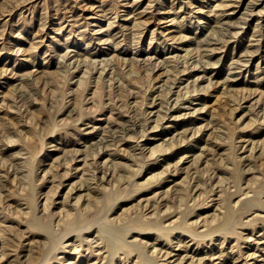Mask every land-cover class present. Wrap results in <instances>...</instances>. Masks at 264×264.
Wrapping results in <instances>:
<instances>
[{
    "label": "rangeland",
    "instance_id": "rangeland-1",
    "mask_svg": "<svg viewBox=\"0 0 264 264\" xmlns=\"http://www.w3.org/2000/svg\"><path fill=\"white\" fill-rule=\"evenodd\" d=\"M1 228L0 264H264V0H0Z\"/></svg>",
    "mask_w": 264,
    "mask_h": 264
},
{
    "label": "bare ground",
    "instance_id": "bare-ground-1",
    "mask_svg": "<svg viewBox=\"0 0 264 264\" xmlns=\"http://www.w3.org/2000/svg\"><path fill=\"white\" fill-rule=\"evenodd\" d=\"M80 81H81V80H80ZM179 99H180V98H179ZM176 101H178V100H176ZM176 101H175V102H176ZM175 102H174V103H175ZM176 104H177V103H176ZM129 127H130V126H129ZM129 129H130V128H129ZM111 132H112V131H111ZM110 134H111V133H110ZM113 135H114V134H113ZM101 144H102V143H101ZM105 144H106V143H105ZM97 145H98V144H97ZM101 146H102V145H101ZM254 147H255V146H254ZM100 148H101V147H100ZM154 150H155V149H154ZM156 150H157V149H156ZM156 150H155V151H156ZM85 162H86V161H85ZM106 168H107V167H106ZM94 170H95V169H94ZM103 170H105V168H104ZM105 171H106V170H105ZM105 171H103V173H104ZM107 171H109V169H108ZM109 172H110V171H109ZM105 173H106V172H105ZM105 173H104V175H105ZM102 176H103V175H102ZM107 177H108V176H107ZM100 178H102V177L100 176ZM86 179H87V178H86ZM102 179H103V178H102ZM102 179H101V180H102ZM104 179H105V178H104ZM108 180H109V179H108ZM82 183H83V182H82ZM103 183H104V182H103ZM103 183H101V184L104 185ZM84 184H85V183H84ZM81 185H82V184H81ZM87 186H89V184H88ZM71 189H72V188H71ZM33 195H34V194H33ZM46 197H47V199H46L47 202H45V203H46V204H45L46 206H45V205H44V206H45L46 209H47L48 203H49V201H50L49 199H50V198L52 199V197H51V196H49L50 198H49L48 196H46ZM257 197H258V196H257ZM33 198H34V196H33ZM65 198H66V197H65ZM68 198H69V197H68ZM70 200H71V199H70ZM247 200H248V199H247ZM249 201L251 202V200H249ZM51 202H52V201H51ZM68 203H69V202H68ZM252 203H253V202H252ZM252 203H251V204H252ZM49 204H50V203H49ZM74 204H75V203H74ZM35 207H36V206H35ZM45 207H44V209H45ZM35 209H36V208H35ZM228 209H229V207H228ZM67 210H68V209H67ZM70 210H71V209H70ZM226 210H227V209H226ZM68 211H69V210H68ZM44 212H45V211H44ZM228 212H230V209H229ZM35 213H36V211H35ZM70 213H71V212H70ZM72 213H73V212H72ZM72 213H71V214H72ZM42 214H43V212H42ZM67 214L69 215V213H67ZM33 215H34V214H33ZM44 217H45V215H44ZM225 217H226V216H225ZM233 217H234V216H233ZM233 217H232V218H233ZM36 218H37V214H36ZM36 218H35V219H36ZM230 218H231V217H230ZM232 218L230 219L231 222H232ZM43 219H44V218H43ZM45 219H46V217H45ZM48 219H49V218H48ZM78 219H79V218H78ZM50 221H51V220H50ZM106 222H107V221H106ZM228 222H229V221H228ZM35 223H36V222H35ZM232 223H233V222H232ZM37 224H38V223H37ZM51 224H52V223H51ZM152 224H153V223H152ZM113 225H116V224H113ZM224 225H225V224H224ZM229 225H230V224H229ZM37 226L39 227L40 224H38ZM226 226H227V225H226ZM41 227H42V226H41ZM78 227H79V226H78ZM80 227H81V226H80ZM149 227H150V226H149ZM39 228H40V227H39ZM51 228L53 229V227H51ZM72 228H73V227H72ZM100 228H102V227H100ZM100 228H99V231H100ZM115 228H116V227H115ZM221 228H222V226H221ZM224 228H225V227H224ZM224 228H223V229H224ZM8 229H9V228H8ZM75 229H76V228H75ZM97 229H98V228H97ZM127 229H129V228H127ZM6 230H7V229H6ZM42 230H43V228H42ZM47 230H48V228H47ZM68 230H69V229H68ZM218 230H219V229H218ZM2 231H5V230H3L2 228L0 229L1 236H2V238H3L2 242H1L2 244L0 243L2 246H0V247H5V246H8L7 242L4 240V239H6V237H3V236L6 235V233L3 232V233H4V235H3V234H2ZM52 231H53V230H52ZM102 231H103V230H102ZM102 231H101V232H102ZM105 231L108 232L109 230H106V229H105ZM120 231H121V230H120ZM216 231H217V230H216ZM220 231H221V230H220ZM6 232H7V231H6ZM44 232H46V231H44ZM114 232H115V230H114ZM116 232H117V231H116ZM51 233H52V232H51ZM67 233H68V232H67ZM78 233H79V232H78ZM102 233H103V232H102ZM111 233H112V232H111ZM118 233H119V232H118ZM121 233H122V232H121ZM207 233H208V232H207ZM46 234H47V233H46ZM62 234H63V233H62ZM98 234H99V233H98ZM109 234H110V233H109ZM115 234H116V233H114V234H112V235L115 236ZM119 234H120V233H119ZM197 234H198V233H197ZM209 234H210V232H209ZM211 234H212V233H211ZM107 235H108V234H107ZM198 235H199V234H198ZM48 236H49V234H48ZM108 236H109V235H108ZM120 236H121V234H120ZM51 237H52V236H51ZM97 237H98V236H97ZM109 237H110V236H109ZM122 237H123V236H122ZM122 237H121V238H122ZM60 238H61V237H60ZM113 238H114V237H112V239H113ZM115 238H116V236H115ZM48 239L51 240V239H50V236L48 237ZM52 239H54V238H52ZM125 239H126V238H125ZM6 240H7V239H6ZM55 240H56V239H54V241H55ZM116 240H118V239H116ZM51 241H52V240H51ZM101 241H102V240H101ZM124 241H125V240H124ZM56 242H57V241H56ZM112 242H113V241H112ZM48 243H50V241H49ZM52 243H53V245H54L55 242H52ZM52 243H50V244H52ZM114 243H115V240H114ZM116 243H117V241H116ZM119 243H121V242H119ZM123 243H125V242H123ZM6 244H7V245H6ZM118 245H119V244H118ZM55 246H56V245H55ZM114 248H115V247H114ZM4 249H6V248H4ZM4 249H3V251L1 250V252H2L4 255H6V253H7L9 250L6 251V250H4ZM50 249H51V248H50ZM53 250H54V247H53ZM113 250H114V249H113ZM5 251H6V252H5ZM142 253H143V252H142ZM144 253H145V252H144ZM2 257L4 258V256H2ZM28 257H29V256H28ZM42 257H43V256H42ZM47 257H48V256H47ZM39 259H40V258H39ZM44 259H45V258H44ZM149 260H150V259H148V261H149ZM45 261H47V260H45ZM149 263H150V262H149ZM151 264H152V263H151Z\"/></svg>",
    "mask_w": 264,
    "mask_h": 264
}]
</instances>
